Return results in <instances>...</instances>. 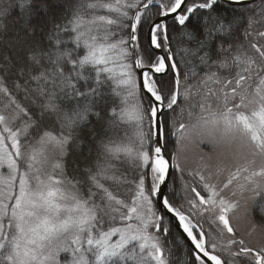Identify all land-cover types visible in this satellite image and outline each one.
<instances>
[{"label":"snow or ice","instance_id":"6c2138e0","mask_svg":"<svg viewBox=\"0 0 264 264\" xmlns=\"http://www.w3.org/2000/svg\"><path fill=\"white\" fill-rule=\"evenodd\" d=\"M35 2L0 45V264H264V0Z\"/></svg>","mask_w":264,"mask_h":264},{"label":"trees","instance_id":"16d2710c","mask_svg":"<svg viewBox=\"0 0 264 264\" xmlns=\"http://www.w3.org/2000/svg\"><path fill=\"white\" fill-rule=\"evenodd\" d=\"M62 3L63 0H49V14L52 16H59L63 11V8L61 7ZM249 6L250 5L233 6L223 1H219L218 5L216 6V12L227 19H231L234 15L240 14ZM38 9L39 4L35 2V0L33 5V14L31 16L27 14L22 15L18 8L14 9L9 17L4 21V23L7 25V28L5 31L0 32V45H6L8 42H14L18 36L23 37L28 24L45 25L47 17L42 12L38 11ZM169 23L171 24L173 22L169 19ZM194 23L199 24L200 20L197 18L194 20ZM38 35H40L39 32ZM14 78L15 77L13 76L12 79ZM9 86H11V80L9 81ZM98 127L99 126H97V128ZM85 132H87V130H85ZM79 159L81 164L86 163L82 156ZM174 231H176L175 228ZM173 259L175 260V255Z\"/></svg>","mask_w":264,"mask_h":264},{"label":"water","instance_id":"95a60500","mask_svg":"<svg viewBox=\"0 0 264 264\" xmlns=\"http://www.w3.org/2000/svg\"><path fill=\"white\" fill-rule=\"evenodd\" d=\"M219 1H223L229 5H233V6H237V5H234V4H230L228 2V0H219ZM253 2V0H245V3L243 5H240V6H247V5H251V3ZM173 224L175 225V221H173ZM175 228V227H174Z\"/></svg>","mask_w":264,"mask_h":264}]
</instances>
